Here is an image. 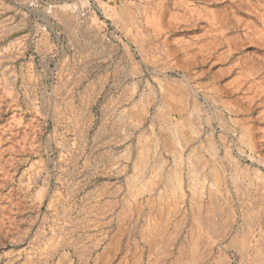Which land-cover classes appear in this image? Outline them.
<instances>
[{"label":"rangeland","instance_id":"obj_1","mask_svg":"<svg viewBox=\"0 0 264 264\" xmlns=\"http://www.w3.org/2000/svg\"><path fill=\"white\" fill-rule=\"evenodd\" d=\"M28 1L52 29L0 0V48L29 46L0 57V264H147L150 219L162 264H264V0Z\"/></svg>","mask_w":264,"mask_h":264},{"label":"bare ground","instance_id":"obj_2","mask_svg":"<svg viewBox=\"0 0 264 264\" xmlns=\"http://www.w3.org/2000/svg\"><path fill=\"white\" fill-rule=\"evenodd\" d=\"M13 1H15V3H17L18 6H22V8L24 10L22 13H23V15L26 16V19L28 18L27 16L34 14L38 18L40 17L47 24L46 26H50L51 29H52V24L53 23H52V19L50 18L51 16H50L48 10L47 11L46 10H42V9L36 7V4L34 5V3H32L30 1L32 3L31 4L28 0H25L26 1V2L24 1L25 3L23 2V0H13ZM20 1H22V3H20ZM32 1H34V0H32ZM58 13H53V14H57L58 15ZM59 15H60V17L59 16H57V17H59L60 19L66 21L67 23H71L72 24V22L75 20V18L79 17V18L85 19L89 15L90 16H94V12L93 11L91 12V10H86L85 9V10H82V11H75V15H72V14H60V13H59ZM54 17H55V15H54ZM7 22L6 23L0 22V37H1L2 34H4L7 31L6 30L7 29L6 25H8ZM46 26L43 27V30H42V32H44V33L47 32V27ZM13 30H14V28H13ZM25 43L26 42L18 43L16 41H9L6 46H3L2 48H0V57H3L5 59H9L10 60V59L17 58L20 55H25L26 52H27V49L29 48V46L27 44H25ZM48 60H46V61H48ZM31 62L28 61V63H30V64L34 63L33 60H31ZM50 63L51 62H48V63L44 64L46 70H49V68H51ZM7 72H9V71H7ZM22 83H23V81H22ZM162 86H163V83L161 82L160 83V88H162ZM148 87L150 88V90L153 93L151 101L155 102V97L157 96V94H158L157 91L159 90L158 86H155L153 84H148ZM186 101L187 100H184V98L181 95H178V97H175V102H176L175 106L178 105L177 107L179 109H176L175 106H174L173 109L174 110H178L179 112L185 110V108H186L185 104L187 103ZM144 114H143V110H142V108L140 106H138L136 108V110L131 113V117L134 119V121H135L137 126L142 121H144ZM164 119L167 120V122H170L171 125H173V121H171L170 118L165 117ZM173 127H174V129H176V131L181 133V128H180V126H178V124H174ZM153 128H154V130L156 129L154 124H153ZM193 132L199 133L197 131V129H194ZM156 142L157 143L159 142L158 139H156ZM151 147H152V144H150V142L149 143L145 142L143 144H140L139 149H137V150L135 149L136 150L135 154L133 152V153H131V157L128 156V158L130 157L132 160L134 159L133 161H134L135 167L140 168L141 165L144 163V161L148 159V156L146 154V149H148V148L150 149ZM45 186L48 187V184L46 183ZM132 192H133V190H132ZM214 195H216V194H214ZM179 210H180L179 206H177L175 208L174 207L171 208L169 216H172V215L176 214V212L179 211ZM200 210H203V207H200ZM182 223L183 222L179 223V221H178V223L176 225V230L177 231H179L180 228L182 227L181 226ZM165 225H166L165 222L158 223L157 221H154L153 219H150L148 221V223H147V226L143 227L142 230H141V235H142L143 239L145 240V242L146 241L147 242L152 241V243L154 242V244L151 243L152 245L150 244V246H149L150 252H149V255H148L149 259H148L147 264H162L161 262L164 259V257H167L169 255V252H167L165 250V246L162 243V239H160V237H162L163 229H164ZM208 230L210 231V229H208ZM204 234H205V223L203 221H200L198 223V238H197V242L200 239L203 238ZM263 242H264V239L261 240V243H263ZM197 247L198 246L196 245V243H192L190 245V249H189V252H188L189 254L184 250V247L183 248L182 247L179 248L177 255H175V257H174V261H172L171 264H191L193 262L194 258H195L194 257V253H195ZM41 261H45V259L41 258V259L38 260V262H41ZM63 262H66L67 264H74L73 262H68L66 256H63L60 261L56 262V264H61ZM34 263H36V262H33V261H27L26 262V264H34ZM96 264H108V262L107 261L105 262L104 260H102V261H97Z\"/></svg>","mask_w":264,"mask_h":264}]
</instances>
